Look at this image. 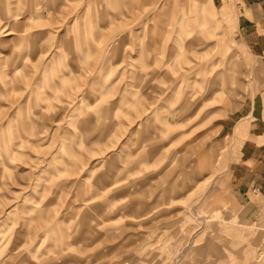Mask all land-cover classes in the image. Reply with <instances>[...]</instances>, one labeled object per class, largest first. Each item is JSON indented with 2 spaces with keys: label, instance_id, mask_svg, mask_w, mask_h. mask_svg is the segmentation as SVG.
<instances>
[{
  "label": "rangeland",
  "instance_id": "374dc122",
  "mask_svg": "<svg viewBox=\"0 0 264 264\" xmlns=\"http://www.w3.org/2000/svg\"><path fill=\"white\" fill-rule=\"evenodd\" d=\"M218 18L0 0V264H264V210L234 198L214 127L251 81Z\"/></svg>",
  "mask_w": 264,
  "mask_h": 264
},
{
  "label": "crops",
  "instance_id": "0c3cea01",
  "mask_svg": "<svg viewBox=\"0 0 264 264\" xmlns=\"http://www.w3.org/2000/svg\"><path fill=\"white\" fill-rule=\"evenodd\" d=\"M219 15L227 60L236 76L249 65L250 89L235 109L215 122L216 135L228 139L224 178L234 198L264 210V0H210ZM224 74H233L228 66ZM238 74V75H237ZM231 77V76H230ZM244 77V78H243ZM248 79H246V82Z\"/></svg>",
  "mask_w": 264,
  "mask_h": 264
},
{
  "label": "bare ground",
  "instance_id": "6f19581e",
  "mask_svg": "<svg viewBox=\"0 0 264 264\" xmlns=\"http://www.w3.org/2000/svg\"><path fill=\"white\" fill-rule=\"evenodd\" d=\"M8 34H9V33H8ZM8 34H7V35H8Z\"/></svg>",
  "mask_w": 264,
  "mask_h": 264
}]
</instances>
